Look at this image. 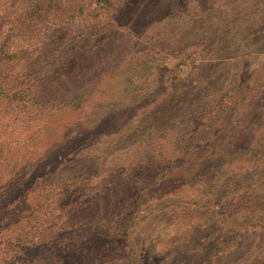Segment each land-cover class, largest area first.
I'll use <instances>...</instances> for the list:
<instances>
[{
    "label": "trees",
    "instance_id": "16d2710c",
    "mask_svg": "<svg viewBox=\"0 0 264 264\" xmlns=\"http://www.w3.org/2000/svg\"><path fill=\"white\" fill-rule=\"evenodd\" d=\"M5 1L0 9V264H38L36 250L53 248L62 237L80 231L105 230L129 241L149 204L177 205L187 217L207 215L231 231L264 226V130H247L248 141L237 144L229 132L245 128L226 119L242 109L245 83L237 79L238 87L216 89L207 103L189 112L165 111L161 120L156 118L161 125L153 136L145 135L147 143L138 156H121L100 173L88 151L122 141L132 127V111L147 105V93L129 101L98 94V76L85 86L67 71L84 50V37L109 31L127 0ZM155 58L132 62L133 70L129 61L123 83L133 82L130 73L143 79L162 65L168 78L160 90L168 94L163 98L167 103L173 97L170 90L182 83L179 74L193 66L194 57ZM125 91L126 96L134 94V88ZM154 92L159 95L158 89ZM64 116L76 120L63 124L49 162L38 168L41 161L28 158ZM235 160L257 175L243 187L234 188L233 181L230 185L221 177V187L214 183L212 193L199 188L202 199L171 195L165 203H150L154 196L169 195L167 183L206 179L213 166L209 161L220 162L222 168ZM119 190L124 198L99 210ZM125 263L138 264L134 251Z\"/></svg>",
    "mask_w": 264,
    "mask_h": 264
},
{
    "label": "rangeland",
    "instance_id": "374dc122",
    "mask_svg": "<svg viewBox=\"0 0 264 264\" xmlns=\"http://www.w3.org/2000/svg\"><path fill=\"white\" fill-rule=\"evenodd\" d=\"M3 1L0 0V9L5 7L6 1ZM114 19L109 31L101 30L84 37V50L73 59L67 71L85 86L98 76V94L136 100L147 93V105L141 103V109L132 111V127L122 141L110 144L109 148L103 141L96 153H93L94 147L88 151V157L100 173L107 171L121 156H138L147 143L145 135H152L154 128L160 127L161 122L156 125V120H161L165 111L189 112L207 103L216 89L227 91L238 87L237 79L246 84V96L242 109L230 117L226 115V119L246 130L229 132V137L243 145L254 128L264 130V0H127ZM147 57H157L155 60L194 57L193 66L179 74L182 83L170 90L169 94H173L169 97H173L167 103L163 98L168 94L160 90L162 81L168 78L162 65L143 79L130 73L133 82L123 83L122 72L129 61L128 68L133 70L132 62ZM120 58L123 62L118 67ZM171 76L172 81L176 78L175 72ZM124 88H134V94L126 96L128 91L123 93ZM160 107L164 113L159 111ZM148 110L150 115L146 113ZM75 120L74 116L61 117L50 138L39 145L37 153L28 158L29 162L40 160L42 165L38 168L48 163L63 134V124ZM59 126L60 130H56ZM207 165L213 166L206 179L185 178L167 183L169 195L154 196L150 203H165L171 195L177 199H202L199 188L212 193L214 183L217 189L221 187V177L224 183L233 181L230 185L238 188L257 176L255 169L236 160L222 168L220 162L209 161ZM124 196L123 190L117 191L99 210ZM146 207L132 227L129 241L105 230L80 231L62 237L53 248L36 250L35 260L38 264H126L127 255L134 251L138 264L264 263V226L231 231L207 215L187 217L177 205Z\"/></svg>",
    "mask_w": 264,
    "mask_h": 264
}]
</instances>
